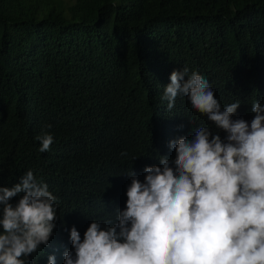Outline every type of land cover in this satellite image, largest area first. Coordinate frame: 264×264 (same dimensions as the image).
<instances>
[{
  "label": "trees",
  "instance_id": "trees-1",
  "mask_svg": "<svg viewBox=\"0 0 264 264\" xmlns=\"http://www.w3.org/2000/svg\"><path fill=\"white\" fill-rule=\"evenodd\" d=\"M184 68L222 109L240 101L232 119L250 124L239 115L264 97V0H0V187L32 171L58 205L28 264H64L73 226L117 223L128 173L143 182L145 167L175 159L170 141L209 121L183 96L167 111L164 88Z\"/></svg>",
  "mask_w": 264,
  "mask_h": 264
},
{
  "label": "clouds",
  "instance_id": "clouds-1",
  "mask_svg": "<svg viewBox=\"0 0 264 264\" xmlns=\"http://www.w3.org/2000/svg\"><path fill=\"white\" fill-rule=\"evenodd\" d=\"M264 96V89L260 91ZM217 89L188 69L173 71L165 86L167 111L187 97L199 116L191 139L170 141L174 160L145 167L141 182L130 171L127 202L111 220L73 226L64 264H264V97L233 120L240 101L222 109ZM223 130L213 133L214 126ZM48 127H51L50 125ZM40 152L54 143L50 133L35 137ZM123 155V154H122ZM20 196L14 205L10 201ZM57 198L28 171L12 187H0V264H28L47 245L57 219ZM48 264H56L53 255Z\"/></svg>",
  "mask_w": 264,
  "mask_h": 264
}]
</instances>
